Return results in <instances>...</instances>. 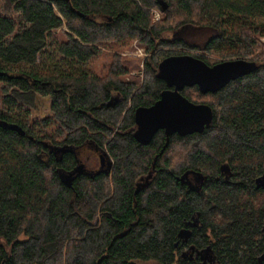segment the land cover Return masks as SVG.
Masks as SVG:
<instances>
[{"label": "trees", "instance_id": "1", "mask_svg": "<svg viewBox=\"0 0 264 264\" xmlns=\"http://www.w3.org/2000/svg\"><path fill=\"white\" fill-rule=\"evenodd\" d=\"M2 3L0 264H200L176 248L192 219L199 227L189 244L209 248L219 264H261L264 0ZM188 25L217 34L204 48L164 38ZM135 43L148 55L142 84L126 80L136 66L122 54ZM186 54L210 66L250 60L256 69L215 93L197 86L181 92L212 109L202 133L160 131L149 145L139 144L136 110L168 89L159 65ZM38 97L49 99L51 116L32 121ZM86 144L108 153L114 169L76 176L68 187L75 157L57 163L51 152ZM191 177L195 189L187 186Z\"/></svg>", "mask_w": 264, "mask_h": 264}, {"label": "water", "instance_id": "2", "mask_svg": "<svg viewBox=\"0 0 264 264\" xmlns=\"http://www.w3.org/2000/svg\"><path fill=\"white\" fill-rule=\"evenodd\" d=\"M159 4L163 11L168 9L164 1ZM255 69L253 61L243 59L228 60L210 66L189 54L166 58L159 65L158 75L168 89L162 92L160 99L152 106L136 110L135 121L138 129L135 139L146 146L160 131H164L167 137L202 133L212 121V109L208 105L191 102L181 92L185 88L197 86L204 94L215 93L230 83L249 76ZM84 173L85 170L80 166L67 174L64 179L66 185L71 187L74 178ZM260 186L259 183L258 188ZM189 236V231L186 230L179 233L180 238Z\"/></svg>", "mask_w": 264, "mask_h": 264}, {"label": "rangeland", "instance_id": "3", "mask_svg": "<svg viewBox=\"0 0 264 264\" xmlns=\"http://www.w3.org/2000/svg\"><path fill=\"white\" fill-rule=\"evenodd\" d=\"M2 0H0V8L3 7ZM57 12V10H56ZM0 15H3V9L0 11ZM154 21H159L161 19V14L157 11L153 12ZM217 32L211 28L205 27H196V26H185L176 32H169L164 35V38L167 40H183L185 43L189 44L193 47L204 48L205 45L212 39ZM262 43L264 44V38L262 39ZM196 52V51H193ZM199 55H203L209 59L215 60V56H210L209 54L199 51L197 52ZM123 57H126L129 61L135 64L136 68L132 70L130 76L126 77V80L129 82L130 80H135L142 84L143 82V72H144V61L147 58V54L145 53L144 49L139 47L138 44H133L130 46L125 53L122 54ZM36 106L29 110L30 119L32 121H41L49 116H51L50 112V101L46 98L38 97L36 99ZM27 110L26 107H24ZM82 155L86 158H91L88 162L91 163L90 167L96 162L95 158L93 157V147L85 146L80 149ZM138 264H154L153 262H142L138 261Z\"/></svg>", "mask_w": 264, "mask_h": 264}, {"label": "flooded vegetation", "instance_id": "4", "mask_svg": "<svg viewBox=\"0 0 264 264\" xmlns=\"http://www.w3.org/2000/svg\"><path fill=\"white\" fill-rule=\"evenodd\" d=\"M85 146L93 147L94 150L93 157L96 160L94 166L92 165L90 167L91 163L88 164V162L90 161L91 158H87V160H89L87 162L86 158L82 155L80 151L81 148L78 150L61 152V153L58 149H55L51 153L56 157L55 162L57 163L63 162V156H65L66 154H72L75 157V160L73 161V168L71 170L73 171L77 170L78 167L82 166L83 170H85L84 174L87 176H95L101 172L105 174L108 172L111 173L112 170L114 169V161L113 159H111L109 154L104 152L103 150H100V148L93 146L92 144H86ZM41 156L44 158L45 162L47 163L49 162L48 160L49 153L44 152L42 153ZM151 170H154V168H151ZM226 175L227 174H225V176ZM147 182H148V177L147 176L143 177L142 179L139 180L137 184V188L144 187V185L147 184ZM187 186L192 189H195V187L198 186L196 177L187 178ZM198 227H199V220L192 219V221L186 225V228L183 229L189 231L190 236L188 238L179 237V240L176 244V248L181 249L180 255L182 256V258L188 259L190 262L199 261L200 264H219L218 257L214 253L209 252L208 251L209 248L206 249L205 251H201L197 249L194 245L189 244V239L191 238L193 231L196 230ZM180 244H181V248H180ZM262 255L263 256H261L259 260L261 264H264V253Z\"/></svg>", "mask_w": 264, "mask_h": 264}]
</instances>
